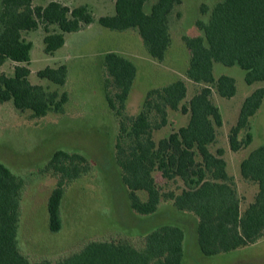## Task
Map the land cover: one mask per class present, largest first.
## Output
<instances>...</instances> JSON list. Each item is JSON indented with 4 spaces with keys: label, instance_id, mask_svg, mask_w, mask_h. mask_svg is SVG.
<instances>
[{
    "label": "trees",
    "instance_id": "obj_1",
    "mask_svg": "<svg viewBox=\"0 0 264 264\" xmlns=\"http://www.w3.org/2000/svg\"><path fill=\"white\" fill-rule=\"evenodd\" d=\"M114 0L112 14L94 18L87 4L69 6L61 0H0V66L14 62L10 75L0 73V103L11 101L19 111L35 117L61 112L67 100L48 86L30 83L31 42L24 32L44 31V51L52 54L64 44V34L96 21L99 25L139 35L148 55L163 62L171 43V18L182 0ZM206 20L195 24L200 35H182L189 59L181 76L146 91L140 109L126 114L125 102L136 75L135 64L115 51L103 55L107 72L104 96L118 119L114 157L129 206L138 215L157 212L163 202L196 217V243L204 256L227 253L264 239V144L239 161V180L256 189L249 199L240 193L238 179L230 174L222 147L217 143L223 117L212 96L232 98L234 77L215 76V63L237 65L244 81H264V0H218L202 6ZM56 85H64L67 67L58 64L37 71ZM108 83V85H107ZM188 83L194 86L187 97ZM115 91L111 93L108 87ZM264 88L256 87L242 100L237 118L227 133L229 150L238 152L252 141L250 119L259 109ZM169 111L187 115V122L160 138L154 132L169 126ZM81 153L58 149L44 170L57 176L47 197L48 228L61 229V203L65 184L85 174L89 166ZM24 179L0 162V264H182L184 230L162 224L141 235L140 244L128 238L91 239L78 249L56 258H31L19 244Z\"/></svg>",
    "mask_w": 264,
    "mask_h": 264
},
{
    "label": "rangeland",
    "instance_id": "obj_2",
    "mask_svg": "<svg viewBox=\"0 0 264 264\" xmlns=\"http://www.w3.org/2000/svg\"><path fill=\"white\" fill-rule=\"evenodd\" d=\"M69 6L87 4L94 18L112 14L114 0H61ZM155 0H149L145 9ZM218 0H182L177 9L181 17L171 18V43L163 62L154 61L147 53L135 30H112L96 21L78 31L64 34V44L54 53L44 51L43 34L39 27L24 32L32 44L28 79L32 84L48 86L59 93L65 91L67 100L61 112L50 111L35 117L30 111L17 110L11 101L0 103V162L25 181L22 212L18 229L19 244L31 258H56L81 247L91 239L128 238L140 244L141 235L162 224H175L185 233L182 264H264V239L227 253L204 256L196 243V217L175 209L171 203L160 204L156 213L138 215L129 206L126 190L121 182L119 167L114 157V143L118 133V119L107 105L104 96L107 72L103 55L115 51L129 58L136 66V75L125 102V113L134 114L140 107L146 91L165 85L181 76L189 59L182 35H200L197 19L206 20L202 6ZM46 0H34L44 4ZM65 64L67 78L64 85H56L40 78L37 71L46 66ZM15 63L5 61L0 73L10 75ZM215 76L234 77L236 94L224 98L214 91L212 99L219 107L223 125L219 128L217 143L212 147L225 149L228 169L239 178V161L249 151L264 144V97L257 112L251 117L252 141L238 152L229 150L227 133L237 118L238 108L256 87L264 88V81L251 85L244 81V71L237 65L215 63ZM108 85V83H107ZM194 86L188 83L187 97ZM108 90L113 93L112 86ZM187 115L169 111V126L154 132L160 138L171 129L187 122ZM58 149L76 151L87 159L88 171L65 184L61 203L62 225L58 232L48 228L47 197L56 184L57 176L44 170L52 153ZM240 193L249 199L256 189L238 179Z\"/></svg>",
    "mask_w": 264,
    "mask_h": 264
}]
</instances>
